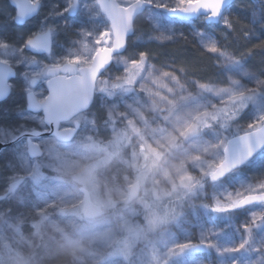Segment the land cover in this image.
<instances>
[{"label": "rangeland", "instance_id": "rangeland-1", "mask_svg": "<svg viewBox=\"0 0 264 264\" xmlns=\"http://www.w3.org/2000/svg\"><path fill=\"white\" fill-rule=\"evenodd\" d=\"M247 1L253 7L248 18L240 16L238 10L227 12L234 24L232 30L225 31L218 23L203 33L237 58L252 50L243 70L258 73L264 71V48L256 43L264 37V0ZM253 9H260L255 20ZM11 15L14 8L1 0L0 36L19 48L28 34L20 36ZM44 17L30 24L31 31L40 28ZM168 18L160 9L136 18L140 24L134 26L132 41L100 76L91 107L74 119L80 129L70 142L58 143L49 137L38 140L44 154L37 160L18 159L13 151L16 144L0 152V264H231L237 256L241 264H264L261 232L253 234L249 250L240 254L218 256L206 250L195 257L187 248L181 254V245L198 244L201 239L210 238L219 247L235 246L245 236L239 225L264 208L252 204L223 214L203 206L205 179L222 159L227 138L244 133L256 115V108L244 111L231 130L203 126L212 113L232 106L229 94L216 90L234 87L230 84L233 79L244 88L252 84L242 79V73L227 69L224 57L203 50L194 35L201 29L194 25L184 28ZM152 21H165L161 26L175 32L173 40L149 41L150 36L158 34L153 31ZM81 26L99 31L108 23L101 13L89 9ZM245 32L251 38L245 39ZM240 38L243 40L238 43ZM78 39L75 33L61 31L56 36L57 55L69 46L81 55H90L81 43H72ZM92 42L88 41V49H94ZM190 48L208 57V74L203 69L198 72L182 59L185 52L192 51ZM138 51H147L150 59L134 87L111 96L103 92V82L123 76L127 61ZM23 57H34L45 64L55 59L26 50ZM14 68L17 75L5 102L10 105L0 104V129L40 127L37 121L26 118L29 114H23L21 104L28 85L20 73L33 69L27 64ZM197 82L209 84L210 90H202ZM33 90L38 98L42 92L46 95L45 81ZM257 107L264 108V103ZM11 165L27 178L14 194L4 188ZM50 171L65 174L71 181ZM261 180L264 160L256 159L210 183L207 195L211 203L225 200L229 194L247 193ZM135 181L141 183L139 197L127 204L129 187ZM83 187L101 205L103 215L83 218ZM194 202L197 206L192 205ZM177 203L181 209L165 222L166 212ZM255 247L259 252L252 251Z\"/></svg>", "mask_w": 264, "mask_h": 264}, {"label": "snow or ice", "instance_id": "snow-or-ice-1", "mask_svg": "<svg viewBox=\"0 0 264 264\" xmlns=\"http://www.w3.org/2000/svg\"><path fill=\"white\" fill-rule=\"evenodd\" d=\"M10 2L15 8V13L10 19L17 26H24L28 19L38 16L43 7V0H10ZM226 5H229V0H63L62 3L52 6L48 15L41 21L40 28L30 32L19 48L14 47L7 37L0 36V99L7 98L10 93L12 85L8 83L9 78L17 75L14 67L23 64L32 67V71L20 73L28 85L25 88L29 113L26 118L37 121L42 129L39 131L35 128L29 129L25 125L14 129H0V143L14 142L16 144L14 153L18 159L24 160L37 155L39 145L33 142V138H42L45 132L51 134L53 126L56 128V134L61 135L62 122L70 121L91 106L98 76L108 69L114 56L120 55L126 48L128 44L126 37L134 29L138 14L160 9L184 17H199L205 21L218 19L223 29L228 31L234 28V24L231 15L224 12ZM89 9H95L97 14L103 13L109 22L108 26L99 31L81 26L83 15ZM259 14L260 9H253V20L257 19ZM49 16L61 19L54 27L49 26L46 23ZM148 18L151 19V16L149 15ZM152 23L153 31L158 34L150 36L149 41L173 40L175 32L161 26L166 23L165 21L159 23L152 21ZM61 31L75 33V37L79 39L72 43H81L90 55H81L72 46L57 55L56 36ZM180 35L183 36L184 33ZM194 35L199 38L200 46L205 52L224 57L227 69L242 73V79L251 82L252 87L244 88L238 80L233 79L230 84L234 87L219 88L216 91L229 94V103L233 105L231 112L233 117H238L248 109L256 108V115L250 120L246 131L238 138H233L230 143L236 146L233 154H240L238 163L264 160V108L257 107L258 104L264 103V71L252 73L243 70L252 50L237 58L234 54L221 49L214 38H206L203 30H196ZM243 35L245 39L251 38L248 32ZM89 40L93 41L94 49H88ZM259 47L264 48V43ZM25 50L39 54L46 53L49 57H55L54 62L45 64L34 57L24 58ZM149 59L147 51H138L127 61L124 75L116 77L113 81H104L101 90L111 96L118 91L132 89L141 69L147 67ZM38 80L45 81L47 85L45 89L47 94L44 95L42 92L39 99L32 90V86L36 85ZM197 83L202 90H210L209 84ZM10 169L12 171L5 177L4 188L14 194L27 178L17 174L13 165ZM224 174L221 169L219 172H213L212 177L215 180L222 178ZM252 204H259L264 208V180L252 186L247 193L229 194L225 200H215L210 208L216 213L227 214ZM239 229L243 230L245 236L233 247H219L210 238L201 239L198 244L189 242L181 245V254L185 248L213 250L218 256L247 252L253 234L264 233V211L251 213L249 220L241 223ZM252 251L259 252V247L253 248ZM231 264H241L238 256L231 259Z\"/></svg>", "mask_w": 264, "mask_h": 264}, {"label": "trees", "instance_id": "trees-1", "mask_svg": "<svg viewBox=\"0 0 264 264\" xmlns=\"http://www.w3.org/2000/svg\"><path fill=\"white\" fill-rule=\"evenodd\" d=\"M1 1V0H0ZM4 0H2L3 2ZM7 1V0H5ZM63 0H43V7L41 9V12L38 16H36L35 18H32V20H30L29 22H27L24 26H21V27H18V29H20V36L24 37L26 36L27 34H29L30 32H33L34 30L31 31V26L30 24L32 22H34L37 18H43V16H47L48 13L50 12V10L52 9V6L53 5H56V4H59V3H62ZM252 3L249 4L247 0H232V2L229 4V7L228 9H226V13H230L232 12V10H238L240 16H243V17H247L249 16V13L251 11V9L253 8L252 6ZM61 18L57 17H53V16H49L48 17V21H50L51 24L53 25H56V23H59ZM169 22H177L178 24H180L181 26H183L184 28L186 27H190L191 25H194V27L197 29H201V30H206L208 26H216L217 23H211V22H207L205 20H200L199 17L197 18H189V19H186V20H171L170 18L167 19ZM245 22V21H244ZM13 24V23H12ZM140 24V21L139 19H136L135 20V27H137L138 25ZM35 26H36V23H35ZM38 28V27H36ZM218 39H220L218 37ZM243 39L240 38V40L238 41V43L241 41L242 42ZM132 41V39L130 38L128 44ZM256 43H259V44H262L264 43V37H260V39L258 41H256ZM129 46V45H128ZM190 50H192L190 48ZM59 55V54H58ZM182 59H184L187 63H189L190 66L194 67V69H196L198 72H200L201 69H203L204 73L205 74H208L209 71L206 70V68H208L210 65H211V62L208 61V57L205 55H201L199 52H195V50H192V51H188V52H185L184 55H182ZM200 69V70H199ZM96 93H98L96 91ZM8 99H6L5 101H3L2 103H5ZM21 101H23V98H21ZM1 103V105H2ZM6 104H9V103H5L3 105H6ZM10 105V104H9ZM233 110V105L230 107V108H223L222 111H218L217 113H212L211 116H209V119H205V123H203V126L205 124H208V125H211V126H216L218 128L222 127L224 128V126L226 128H229L231 130V125L232 124H235L236 121H238V118L241 117L240 114L238 117H233L231 115V112ZM235 132H231V134H234ZM116 148V147H114ZM114 148H110V149H113ZM52 174H54L55 176H58V177H62L63 179L65 180H70L69 177L65 174H56L55 172L53 171H50ZM71 181V180H70ZM210 181L208 179H205V182H204V186L202 188V191L205 195V198H204V204L203 206H205L206 208L205 209H210V205L212 204L210 202V198L209 196L207 195L209 193V189H210ZM202 202V203H203ZM193 206H197L195 204V202L192 204ZM199 207V206H198ZM181 208L179 207V204H173V206L171 207V209L169 210V212H166L168 214V218L165 222H167L168 220H172L174 216H176L177 214V211H179ZM111 211H114V210H111ZM186 251H189V254L190 255H193V256H201L203 255L204 253H206L207 251H200V250H192V249H189L187 248Z\"/></svg>", "mask_w": 264, "mask_h": 264}, {"label": "water", "instance_id": "water-1", "mask_svg": "<svg viewBox=\"0 0 264 264\" xmlns=\"http://www.w3.org/2000/svg\"><path fill=\"white\" fill-rule=\"evenodd\" d=\"M232 0H229V4H230V2H231ZM8 4H10L12 7H14L13 6V4L10 2V0H8ZM228 6L229 5H226V7H225V9H224V11L228 8ZM15 9V8H14ZM143 13V12H142ZM142 13H140V14H138L137 16H136V18L139 16V15H141ZM103 14V13H102ZM167 14H168V16L170 17V18H173V19H179V20H186V19H188V18H194V17H184V16H182L181 14H178V13H176V14H173V13H168L167 12ZM223 14V13H222ZM104 15V14H103ZM106 18V17H105ZM135 18V19H136ZM30 19H32V18H30ZM29 20V19H28ZM106 20H107V18H106ZM108 22V21H107ZM207 22H211V23H218L219 22V20L217 19V20H214V21H207ZM109 23V22H108ZM133 31H134V29L128 34V36L126 37V39H129V38H131L132 37V35L134 34L133 33ZM127 46H128V44H127ZM127 46H126V48H127ZM126 48L123 50V52L126 50ZM27 51H30L31 53H35V52H33L32 50H27ZM37 54H39V53H37ZM111 65V64H110ZM109 65V66H110ZM109 66H108V68H109ZM14 72L16 73V71H15V69H14ZM104 72V71H103ZM102 72V73H103ZM16 75H14V76H12V77H10L9 78V81H8V83L10 84V81L12 80V78H14ZM100 76V75H99ZM98 76V77H99ZM97 80H98V78H97ZM46 87H47V85H46ZM10 92H11V90H10ZM10 94L11 93H9V95L7 96V98L10 96ZM7 98H5V99H7ZM5 99H0V102H2L3 100H5ZM38 99V98H37ZM93 102V101H92ZM25 103L27 104V100L25 99ZM26 108H27V105H26ZM42 114V113H41ZM80 114V113H79ZM38 131L39 130H42V129H39V128H36ZM76 129H77V127L74 129V128H69V129H60V132L62 133L61 135H57L56 134V128H55V126H53V129H52V131H51V134H48V133H44V135H43V137H45V136H48V135H55L56 137H57V139L59 140H61V141H64V142H68V141H70V139H72L73 138V134L75 133V131H76ZM67 130V131H66ZM243 133H240V134H236L235 136H233V137H230V138H228V140L226 141V143H225V146H224V148H223V157H222V159H221V162L218 164V165H216L215 167H214V170L213 171H211L210 172V174H209V179L212 181V182H215V180H218V179H222V178H224L228 173H230L231 171H233V170H235V169H237L238 167H240L241 165H243V164H240V163H238V161H239V159H240V154L239 153H236L235 155L233 154V150H234V148L236 147L235 145H233V144H231L230 143V141L233 139V138H238L240 135H242ZM40 137H35V138H33V142L34 143H36L34 140H37V139H39ZM12 144H15L14 142H8L7 144H4V143H0V152L2 151V150H4V148L5 147H7V146H10V145H12ZM38 144V143H37ZM39 145V144H38ZM42 155V149H41V147H40V145H39V148H38V152H37V155L35 156V157H30V158H37L38 156H41ZM223 170V172L225 173L223 176H222V178H218V179H213V177H212V174H213V172H219L220 170ZM131 188H130V191H129V195H128V201H131L132 199H135L136 197H137V195H138V192H139V189H140V187H139V182H135V183H133L131 186H130ZM85 191V190H84ZM84 200H85V202H84V214H85V216L86 217H88V218H94L95 216H98L99 214H100V211H99V207L95 204H93V202L89 199V195H88V193L86 192L85 193V197H84Z\"/></svg>", "mask_w": 264, "mask_h": 264}, {"label": "flooded vegetation", "instance_id": "flooded-vegetation-1", "mask_svg": "<svg viewBox=\"0 0 264 264\" xmlns=\"http://www.w3.org/2000/svg\"><path fill=\"white\" fill-rule=\"evenodd\" d=\"M44 56H48L47 54H44ZM40 81H37V84L39 83ZM36 84V85H37ZM36 85H33L32 86V90H33V88H35V86ZM45 89H46V82H45ZM34 91V90H33ZM22 95H23V92H20ZM24 93H25V91H24ZM35 93V92H34ZM47 94V93H46ZM37 98H38V96H37ZM25 99H26V93L24 94V100L23 101H21V104L23 105V103H24V110H23V114H29L28 112H27V108H26V103H25ZM39 99V98H38ZM82 113V112H81ZM40 115H42L41 113H40ZM78 115H80V114H78ZM77 115V116H78ZM76 116V117H77ZM76 117H74L73 119H71L70 121H66V122H62V124H61V126H60V129H66V128H76L77 127V129H76V131H75V133L73 134L74 136H73V138H75L76 137V135H78L77 133H78V131H79V129H80V124L79 123H77L74 119L76 118ZM31 128H33V127H31ZM41 128V127H40ZM54 138L58 143L59 142H63V141H61L60 139L58 140L57 139V137L55 136V135H48V136H45V137H42V138H39V140L40 139H43V138ZM72 138V139H73ZM71 139V140H72ZM37 142H38V139H37ZM70 142V141H69ZM64 143V142H63ZM42 156H43V154H44V148L42 147ZM90 197H91V199H92V194L90 193ZM93 200V199H92ZM94 202H98V201H96V200H93Z\"/></svg>", "mask_w": 264, "mask_h": 264}, {"label": "bare ground", "instance_id": "bare-ground-1", "mask_svg": "<svg viewBox=\"0 0 264 264\" xmlns=\"http://www.w3.org/2000/svg\"><path fill=\"white\" fill-rule=\"evenodd\" d=\"M60 246V245H59Z\"/></svg>", "mask_w": 264, "mask_h": 264}]
</instances>
